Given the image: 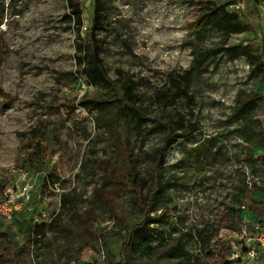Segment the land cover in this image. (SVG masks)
Wrapping results in <instances>:
<instances>
[{"label":"rangeland","instance_id":"rangeland-1","mask_svg":"<svg viewBox=\"0 0 264 264\" xmlns=\"http://www.w3.org/2000/svg\"><path fill=\"white\" fill-rule=\"evenodd\" d=\"M98 2L96 41L107 85H95L76 63L78 37L91 27ZM208 5L237 13L250 30L226 37L207 25L199 33ZM80 7L82 25L69 0H0V199L10 200L0 208L49 223L83 212L97 187L112 184L118 206L135 223L145 219L155 192V246L178 244L196 261L264 264L240 251L247 224L235 197L244 181L251 187L262 178L241 153L232 114L238 93L250 91L264 70L241 53L264 50V0H81ZM232 45L235 51L219 48ZM175 114L170 135L162 123ZM38 144L53 154L41 171L24 162ZM130 177L142 180L140 194L126 187ZM0 217L3 229L17 230L12 216ZM95 228V250L74 244L70 257L136 260L121 254L128 229L112 212ZM55 236L47 232L50 241Z\"/></svg>","mask_w":264,"mask_h":264},{"label":"trees","instance_id":"trees-1","mask_svg":"<svg viewBox=\"0 0 264 264\" xmlns=\"http://www.w3.org/2000/svg\"><path fill=\"white\" fill-rule=\"evenodd\" d=\"M208 2V0H205ZM73 7V13L76 14L79 24L81 19V0H69ZM199 19L197 31L203 33L207 25H213L219 28L226 37L235 33H242L250 30V25L243 22L237 13L230 12L218 5H208ZM102 3L98 2L95 7V14L92 25L87 29L85 37H78L76 43V63L80 68V73L86 76L95 85H107L111 83L108 76L103 58L100 55L96 41V31L98 30V18L102 10ZM256 12H258L257 8ZM80 25V26H81ZM200 48V47H198ZM228 51H235L237 46L219 47ZM242 54L247 55L251 63L258 67L264 65V50L260 52L245 51ZM200 60L197 57L195 63ZM261 74L255 75L254 83L250 91H241L236 97V103L232 114L236 127L234 134L241 139L245 160L250 163L255 177L261 176V181H253L251 187L247 181L237 191L235 202L238 208L235 210L240 214V222L252 226L253 223H260L264 226V124L257 111V105L262 99L261 89H264V70ZM95 103H104V99H92ZM178 120V115H171L170 119L163 122L162 125L167 129L170 135H173ZM240 143V144H241ZM239 149V148H238ZM48 147L37 145L29 151L24 157L25 165H29L35 171H41L45 167V161L52 153L48 152ZM52 176V175H50ZM48 178V182H49ZM125 185L129 190L140 194L143 190L142 180L137 177L127 179ZM246 180V179H245ZM119 187L110 184L107 188L97 187L94 190L91 204L83 212L70 210L67 219L61 218V214L52 219L49 223H33L29 211L13 212L12 218L17 225L14 232L12 227L3 229L0 226V264H42L49 260L51 264H106L97 259L92 262L83 261L79 257H70V249L74 244L80 250H95L99 243V234L96 232V223L104 214L112 212L113 218L117 222L124 224L128 229L127 239L123 242L121 254H127L129 258L135 257L132 261L126 257L119 261H112L108 264H230L226 258L221 257L218 263L212 260H194L184 247L178 244L154 245L156 240V230L150 226L154 220L151 216V207L156 203V193L148 195L151 204L145 209V219L139 222L131 223L125 213L118 206ZM2 196V193H0ZM247 200L250 202L246 209ZM2 218V217H0ZM4 219V218H2ZM223 227L229 226L227 218L224 219ZM235 231V227H231ZM47 232H55V241L47 239ZM240 251L247 256V249L241 242ZM232 247V245L230 246ZM233 248V247H232ZM168 253L170 256L167 261H163L161 255ZM231 253H235L232 250ZM45 258V260L43 259ZM263 258V257H262ZM139 260V261H138ZM239 261L241 259H238Z\"/></svg>","mask_w":264,"mask_h":264},{"label":"built area","instance_id":"built-area-1","mask_svg":"<svg viewBox=\"0 0 264 264\" xmlns=\"http://www.w3.org/2000/svg\"><path fill=\"white\" fill-rule=\"evenodd\" d=\"M8 203H10L9 199H0V207L8 205ZM4 209L0 208V215L11 217L13 214V208L4 207ZM249 228H251L250 232L248 230ZM240 238L242 239L241 242L247 249V256L249 258H264V226L260 223H253L252 226L246 225L240 233Z\"/></svg>","mask_w":264,"mask_h":264}]
</instances>
